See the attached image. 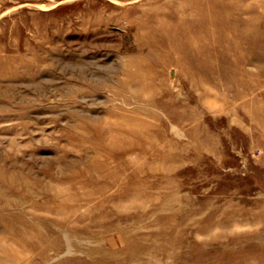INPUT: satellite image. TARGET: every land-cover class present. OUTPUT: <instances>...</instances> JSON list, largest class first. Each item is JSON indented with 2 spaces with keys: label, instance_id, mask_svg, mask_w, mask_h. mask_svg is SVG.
Returning <instances> with one entry per match:
<instances>
[{
  "label": "rangeland",
  "instance_id": "rangeland-1",
  "mask_svg": "<svg viewBox=\"0 0 264 264\" xmlns=\"http://www.w3.org/2000/svg\"><path fill=\"white\" fill-rule=\"evenodd\" d=\"M0 264H264V0H0Z\"/></svg>",
  "mask_w": 264,
  "mask_h": 264
}]
</instances>
